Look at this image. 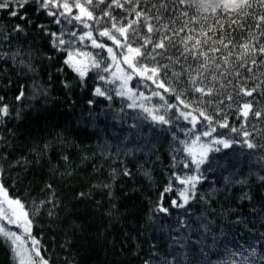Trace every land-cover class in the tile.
Wrapping results in <instances>:
<instances>
[{
	"label": "snow or ice",
	"instance_id": "6c2138e0",
	"mask_svg": "<svg viewBox=\"0 0 264 264\" xmlns=\"http://www.w3.org/2000/svg\"><path fill=\"white\" fill-rule=\"evenodd\" d=\"M29 8L35 18L29 15ZM0 9L7 10L15 21L10 26L0 24V61L33 74L28 94L19 84L14 101H6V90L15 82L6 69L0 70V90L5 91L0 95V245L6 248L10 260L15 257L16 264H49L47 249L42 255L43 246L32 229L34 220L45 211L50 223L55 222L60 206L53 185L46 183L41 192L48 193L47 199L38 203L32 200L30 216L20 198L9 197L6 187H23L32 167L27 156L9 162L16 133L7 128V120L13 119V108L19 120L34 99L48 96V89L36 82L37 69L32 63L41 40L50 49L48 54L40 53L43 60L54 63L57 54L65 56L56 72L69 96L73 88L87 89L92 79L90 106L98 97L108 101L109 107L127 100L121 112L126 107L144 114L143 120L137 116L138 123L130 127L150 120L152 139H145L138 151L147 149L159 160L164 145L158 135L167 134V170L172 175L164 192H173L174 183L183 186L178 191L180 202L171 201L173 208H185L196 199L208 203L214 195L224 196L233 185L241 186V200H251L244 192L249 178H240L238 172L224 177L223 189L213 188L198 197L197 186L219 166L216 157L209 159L213 152L238 145L251 150L249 155L256 157L258 165H264V129L253 123H264V0H0ZM41 16L46 18L42 22ZM69 74L72 79L67 78ZM5 76L9 78L5 80ZM51 78L49 75V81ZM133 79L135 84L131 83ZM244 97L251 99L245 101ZM153 98L161 103L152 104ZM250 114L252 121L248 119ZM229 117H233L232 123ZM136 134L139 136V132ZM62 135L54 137L61 144L65 143ZM49 149V143L33 146L32 154H46ZM62 159L67 162L68 156ZM65 171L71 174L70 167ZM94 173L103 174V168H94ZM119 175L131 177V172L127 167L119 173L113 168L107 182L92 185V190L107 192L111 200L112 185ZM144 176L150 180L151 172L145 171ZM257 179L264 185V174ZM86 195L78 193L77 199L84 200ZM96 206L99 208V203ZM158 208L169 211L162 204ZM114 210L115 204L107 211L109 218ZM252 255H257L255 248ZM261 261L264 251L250 264ZM63 264L70 262L65 259Z\"/></svg>",
	"mask_w": 264,
	"mask_h": 264
},
{
	"label": "trees",
	"instance_id": "16d2710c",
	"mask_svg": "<svg viewBox=\"0 0 264 264\" xmlns=\"http://www.w3.org/2000/svg\"><path fill=\"white\" fill-rule=\"evenodd\" d=\"M28 12L34 17L31 8ZM45 19L40 17L41 22ZM14 22L7 15V10L0 9V24L10 26ZM52 27L54 30L55 26ZM31 35L28 37L30 42ZM106 43L111 44L110 41ZM49 52L47 44L39 41V52L32 61L37 69L34 74L36 82L48 89L47 98L34 99L23 110L19 120L15 118L13 108V119L7 120V128L16 133L9 162L13 158L27 156L32 167L23 187L17 185L13 189L6 186L9 196L20 198L31 216V201L38 203L47 199L48 193H42L41 189L46 183L53 185L60 202L56 209L57 219L50 223L45 211L34 220L32 229V235L43 246L42 255H45L44 248L47 249L45 258L49 259V264L53 261L63 264L65 259L70 264H250L259 258L264 251L261 248L264 245V185L259 183L257 176L264 174L261 171L264 165H258L256 157L249 155L251 150L236 145L220 153H210L209 159L216 157L219 166L214 165L215 171L207 173L208 179L197 186L198 197L213 188L223 189L224 177L238 172L240 178H249L244 192H248L251 200H241V186L233 185L224 196L214 195L208 203L196 199L190 200L185 208H173L171 201L177 199L180 202L178 191L183 186L174 183L173 192H164L172 175L167 170V134L158 135L164 145L159 160L147 153V149L138 151L145 139H152L150 120L140 123L137 128L130 127L138 123L137 116L143 120L144 114L126 107L121 112L120 108L129 102L127 100L113 102L109 107L108 101L98 97L97 103L90 106L92 79L88 80L87 89L73 88L69 96L62 87V77L56 72L65 56L57 54L54 63L40 57V53ZM3 69L15 82L6 90V101H14L19 84L24 85L28 94L33 74L21 72L11 63L0 61V70ZM8 78L4 77L5 80ZM67 78L72 79L71 74ZM131 83L135 84L136 80ZM0 95H5V91L0 90ZM145 95H148L147 90ZM250 99L244 97L245 101ZM169 102H172L171 98ZM160 103L158 98L152 99V104ZM255 108L256 105L253 110ZM248 119L252 121L251 114ZM232 122L233 117H229V123ZM239 123L236 121L237 125ZM253 123L264 129V123ZM218 131L226 132L227 129ZM58 133L63 134L65 143L54 139ZM44 143L50 144L49 151L34 156L33 146ZM65 155L68 156L67 162L62 159ZM66 167L71 168L70 175L65 171ZM100 167L103 174L94 173V168ZM124 167L131 172V177L118 176L112 185L111 200L107 192L92 190V185L107 182L111 169L119 173ZM145 171L151 172L150 180L144 176ZM183 171L187 172L186 169ZM81 192L87 194L84 200L77 199ZM113 204L115 210L113 217L109 218L107 211ZM158 204L169 211H159ZM62 244L64 248H61ZM253 248L256 249V257L252 255ZM239 253L251 256L234 263L232 257ZM0 264H16L15 257L10 260L2 245Z\"/></svg>",
	"mask_w": 264,
	"mask_h": 264
},
{
	"label": "rangeland",
	"instance_id": "374dc122",
	"mask_svg": "<svg viewBox=\"0 0 264 264\" xmlns=\"http://www.w3.org/2000/svg\"><path fill=\"white\" fill-rule=\"evenodd\" d=\"M10 197V196H9ZM11 198V197H10ZM10 228H12V230H17L15 229V226H9ZM18 231V230H17ZM251 255H246L245 253H239L237 255H234L232 257V260L234 261V263H238L240 260L242 259H249Z\"/></svg>",
	"mask_w": 264,
	"mask_h": 264
}]
</instances>
